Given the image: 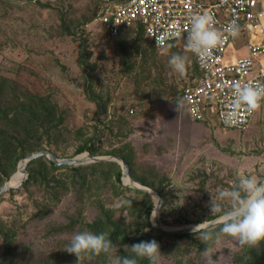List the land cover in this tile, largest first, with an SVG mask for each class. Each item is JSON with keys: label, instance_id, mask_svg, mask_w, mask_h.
Segmentation results:
<instances>
[{"label": "rangeland", "instance_id": "1", "mask_svg": "<svg viewBox=\"0 0 264 264\" xmlns=\"http://www.w3.org/2000/svg\"><path fill=\"white\" fill-rule=\"evenodd\" d=\"M101 2L0 0V78L16 94L47 98L56 108V128L41 125L28 156L47 150L75 159L89 154L77 153L88 144L98 159L55 169L45 157L27 164L20 187L0 195V264H77L64 248L85 230L118 233L112 243L121 256L131 255L123 245L155 240L159 264H264V242L251 249L217 238L229 203L216 213L210 207L211 195L238 182V171L264 182V103L241 133L215 118L193 122L183 104L196 75L191 54L181 45L158 50L135 30L107 38L94 23ZM172 54L188 58L184 76L170 68ZM114 159L159 202L126 182ZM24 160L6 162L0 188ZM30 170L36 177L28 181ZM108 219L112 227L94 228ZM206 232L213 239L203 242ZM83 264L109 260L101 254Z\"/></svg>", "mask_w": 264, "mask_h": 264}, {"label": "built area", "instance_id": "2", "mask_svg": "<svg viewBox=\"0 0 264 264\" xmlns=\"http://www.w3.org/2000/svg\"><path fill=\"white\" fill-rule=\"evenodd\" d=\"M204 13L213 17L216 29L223 31L235 21L240 33L233 38L225 32L224 43L201 62L186 49L185 37L191 15ZM94 23L109 39L141 30L158 50L172 45L187 50L196 75L184 88L183 104L193 122L209 123L215 118L222 129L241 133L258 112L249 115L241 109L237 123L224 122L233 107L235 84H264V0H102Z\"/></svg>", "mask_w": 264, "mask_h": 264}, {"label": "clouds", "instance_id": "3", "mask_svg": "<svg viewBox=\"0 0 264 264\" xmlns=\"http://www.w3.org/2000/svg\"><path fill=\"white\" fill-rule=\"evenodd\" d=\"M225 32L233 38L239 36V26L233 21L223 31L214 27L210 14H193L190 17V30L185 37L186 49L201 62L207 61L214 49L219 48L225 40ZM170 68L184 76L187 71L188 58L181 54H172L168 60ZM264 101V84L237 83L232 91V109L224 116L226 124H235L240 119V110L249 115L257 112ZM237 183L230 189L220 190L215 197L211 195V213L221 211V202H228L229 207L218 217L222 227L217 234L226 235L236 241L240 247L258 249L264 242V182L254 176L237 172ZM202 241L213 239L210 232L202 236ZM125 252L131 255H119V246L114 245L108 232L94 233L88 230L75 233L64 248L74 254L77 264L85 259L104 254L109 264H138L147 260L148 264H159L161 253L155 240L141 241L131 246L123 245Z\"/></svg>", "mask_w": 264, "mask_h": 264}, {"label": "trees", "instance_id": "4", "mask_svg": "<svg viewBox=\"0 0 264 264\" xmlns=\"http://www.w3.org/2000/svg\"><path fill=\"white\" fill-rule=\"evenodd\" d=\"M139 33L143 35L141 30H139ZM7 83L8 81L6 79L0 78V173L3 172V174L7 171L5 166L6 162L12 163L15 166L20 159L26 158L30 152L36 149L33 142L38 137L37 135L41 125L49 127L48 129L50 130L56 128V108L47 98L37 95L16 94L15 88L6 86ZM96 151L97 148L94 146L85 144L79 148L77 153L82 154L88 152L90 155H95ZM120 158L129 165L126 157L120 156ZM40 162L37 159L31 161L29 164ZM46 163L49 164L51 169L57 168L49 160H46ZM105 164L119 169L116 163L107 162ZM7 177H9L8 174ZM35 177L36 173L30 170L28 181ZM121 177L122 174L119 171L117 174L118 182L121 181ZM107 221L99 220L94 228L113 225L111 219ZM149 228H151V225H149ZM117 234L116 232L109 234L112 242L115 236L116 238L118 237ZM128 239V236L127 238L125 237V240L128 241ZM125 256L127 255L125 254ZM252 263L255 264V261ZM138 264H148V261L146 259L139 260Z\"/></svg>", "mask_w": 264, "mask_h": 264}, {"label": "water", "instance_id": "5", "mask_svg": "<svg viewBox=\"0 0 264 264\" xmlns=\"http://www.w3.org/2000/svg\"><path fill=\"white\" fill-rule=\"evenodd\" d=\"M88 156H89V154H87ZM43 157H45V158H47L49 161H51L55 166H76V165H79V164H81L82 162L79 160V159H77V158H75V159H66V160H60V159H58L55 155H53L51 152H49V151H41V152H39V153H36V154H33V155H31V156H27L26 158H25V160L24 161H22L21 163H20V165H19V169H20V167H21V165L23 164V168H22V170H24V168L27 166V164L28 163H30L31 161H34V160H37V159H40V158H43ZM89 158H90V160H94V161H97L98 159H95V158H91L90 156H89ZM115 160V162H117V163H119L121 166H122V169H123V176H127L128 177V179L131 181V177H130V175H129V172H128V170H127V167H126V165L122 162V161H120V160H118V159H114ZM18 169V170H19ZM23 183V181L18 185V186H16V187H12V186H10L8 183H6V184H4L1 188H0V195L1 194H3L4 192H6V191H8V190H10L11 188H14V189H17V188H19L20 187V185ZM131 184H132V186L135 188V189H137V190H139V191H142V192H146V193H150L151 195L152 194H154L153 192H151L149 189H147V188H145V187H143V186H137V185H135V183L134 182H132L131 181ZM156 195V194H155ZM157 196V195H156ZM159 197L157 196V202H159ZM163 231H165V232H168V233H185L186 231H173V230H167V229H163Z\"/></svg>", "mask_w": 264, "mask_h": 264}, {"label": "bare ground", "instance_id": "6", "mask_svg": "<svg viewBox=\"0 0 264 264\" xmlns=\"http://www.w3.org/2000/svg\"><path fill=\"white\" fill-rule=\"evenodd\" d=\"M77 159H79L81 162H87L90 160L89 156L86 154V155H82V156H79ZM23 164L21 165L20 169L18 170V172H16V174L11 177V179L8 181V184L12 187H16L18 186L24 179V173H23ZM129 179L125 178V181L128 182ZM130 181V180H129ZM131 182V181H130ZM135 185L137 186H140L139 184H136ZM156 199H157V196L155 194H152Z\"/></svg>", "mask_w": 264, "mask_h": 264}, {"label": "crops", "instance_id": "7", "mask_svg": "<svg viewBox=\"0 0 264 264\" xmlns=\"http://www.w3.org/2000/svg\"><path fill=\"white\" fill-rule=\"evenodd\" d=\"M262 106V105H261Z\"/></svg>", "mask_w": 264, "mask_h": 264}]
</instances>
